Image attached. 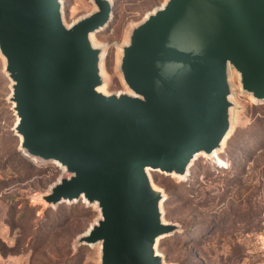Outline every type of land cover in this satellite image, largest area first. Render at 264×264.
<instances>
[{
  "label": "water",
  "instance_id": "95a60500",
  "mask_svg": "<svg viewBox=\"0 0 264 264\" xmlns=\"http://www.w3.org/2000/svg\"><path fill=\"white\" fill-rule=\"evenodd\" d=\"M65 24L60 0H0V60L13 135L23 157L61 170L38 202H83L97 218L73 247L99 264H164L162 191L147 170L187 178L199 155L222 151L239 92L264 103V0H164L132 26L117 61L124 91L107 94L104 48L92 36L112 19L89 0Z\"/></svg>",
  "mask_w": 264,
  "mask_h": 264
},
{
  "label": "rangeland",
  "instance_id": "374dc122",
  "mask_svg": "<svg viewBox=\"0 0 264 264\" xmlns=\"http://www.w3.org/2000/svg\"><path fill=\"white\" fill-rule=\"evenodd\" d=\"M65 24L94 10L89 0H60ZM112 19L92 37L104 48L102 70L107 94L124 91L117 72L120 47L129 29L164 0H110ZM232 132L219 161L196 158L185 179L151 172L162 191L163 220L176 231L158 240L164 264H264V103L239 92ZM0 60V101L9 95ZM0 102V116L9 118ZM19 139L0 141V264H99L98 247L74 248L97 218L83 202L46 208L38 202L61 170L23 157Z\"/></svg>",
  "mask_w": 264,
  "mask_h": 264
},
{
  "label": "built area",
  "instance_id": "2783aa9c",
  "mask_svg": "<svg viewBox=\"0 0 264 264\" xmlns=\"http://www.w3.org/2000/svg\"><path fill=\"white\" fill-rule=\"evenodd\" d=\"M2 104H5L8 106V113L9 118H6L5 116H0V141L3 137H5L7 134H13V128L16 125V118L14 116V113L11 111V108L13 105H9L5 99H1L0 101Z\"/></svg>",
  "mask_w": 264,
  "mask_h": 264
},
{
  "label": "bare ground",
  "instance_id": "6f19581e",
  "mask_svg": "<svg viewBox=\"0 0 264 264\" xmlns=\"http://www.w3.org/2000/svg\"><path fill=\"white\" fill-rule=\"evenodd\" d=\"M93 38V37H92ZM103 71V70H102ZM103 74H104V72H103ZM106 77V76H105ZM232 78H235L236 79V76L234 75V74H232L231 75V82H232ZM106 82H107V79H106ZM105 91V90H104ZM223 150V149H222ZM222 153V151L221 152H219V153H215V154H213V155H211V156H209V157H205V156H202V155H199V157H204V158H206V159H208V160H210V161H213V162H215V163H218L219 165H222V162H220L219 161V157H218V155L219 154H221ZM193 163V162H192ZM192 165V164H191ZM191 165H190V167H191ZM190 167H189V169H190ZM189 169L187 170L188 171V175H189ZM147 172H148V175H149V177H150V179H151V171L150 170H147ZM153 173H156V172H153ZM171 176H173V175H171ZM173 177H175V176H173ZM176 179H182L181 177H175Z\"/></svg>",
  "mask_w": 264,
  "mask_h": 264
},
{
  "label": "trees",
  "instance_id": "16d2710c",
  "mask_svg": "<svg viewBox=\"0 0 264 264\" xmlns=\"http://www.w3.org/2000/svg\"><path fill=\"white\" fill-rule=\"evenodd\" d=\"M218 157L220 158V154L218 155Z\"/></svg>",
  "mask_w": 264,
  "mask_h": 264
}]
</instances>
